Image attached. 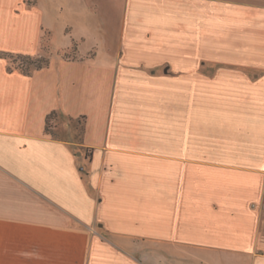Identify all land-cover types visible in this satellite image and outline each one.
<instances>
[{"label": "crops", "instance_id": "0c3cea01", "mask_svg": "<svg viewBox=\"0 0 264 264\" xmlns=\"http://www.w3.org/2000/svg\"><path fill=\"white\" fill-rule=\"evenodd\" d=\"M0 264H264V0H0Z\"/></svg>", "mask_w": 264, "mask_h": 264}, {"label": "rangeland", "instance_id": "374dc122", "mask_svg": "<svg viewBox=\"0 0 264 264\" xmlns=\"http://www.w3.org/2000/svg\"><path fill=\"white\" fill-rule=\"evenodd\" d=\"M47 47H45L46 53L41 56V57H26V56H9L8 60L11 62L12 65L15 66H20L23 69H31V68H36L38 65L43 64L41 61L42 59L48 61V51ZM66 56H68L66 54Z\"/></svg>", "mask_w": 264, "mask_h": 264}, {"label": "trees", "instance_id": "16d2710c", "mask_svg": "<svg viewBox=\"0 0 264 264\" xmlns=\"http://www.w3.org/2000/svg\"><path fill=\"white\" fill-rule=\"evenodd\" d=\"M41 61L43 62V64H40L37 67H42L43 65L48 64V61L47 60L42 59Z\"/></svg>", "mask_w": 264, "mask_h": 264}]
</instances>
